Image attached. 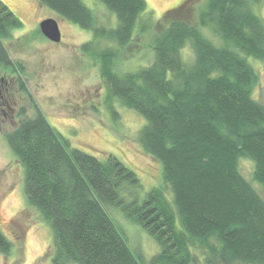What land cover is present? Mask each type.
<instances>
[{
    "label": "trees",
    "instance_id": "trees-1",
    "mask_svg": "<svg viewBox=\"0 0 264 264\" xmlns=\"http://www.w3.org/2000/svg\"><path fill=\"white\" fill-rule=\"evenodd\" d=\"M38 1L93 33L81 51L99 65L110 111L118 117V100L145 119L138 140L163 174L144 200H128L123 193L141 185L137 174L113 155L101 161L73 148L32 99L34 114L21 108L5 137L25 170L29 204L52 229V263L143 264L107 212L113 206L159 244L148 264H199L192 249L204 264H264V198L239 169L241 159L252 161V180L264 190V105L253 98L259 77L249 62L264 61L255 4L188 0L157 23L151 14L144 19L146 0H96L116 16V27H107L84 0ZM22 27L0 0V67L27 94L24 67L4 43ZM150 33L152 63L121 73V50ZM11 249L0 229V253Z\"/></svg>",
    "mask_w": 264,
    "mask_h": 264
},
{
    "label": "rangeland",
    "instance_id": "rangeland-1",
    "mask_svg": "<svg viewBox=\"0 0 264 264\" xmlns=\"http://www.w3.org/2000/svg\"><path fill=\"white\" fill-rule=\"evenodd\" d=\"M2 1L23 23V27L14 30L12 38L4 43L13 60L24 67L23 79L28 93L17 92L18 85H15L11 97L16 111L10 114L12 118L0 129V228L13 243L10 256L0 253V264H53L52 229L39 211L29 204L24 189L25 170L5 137L20 120L18 109L25 107L27 115L32 116L35 109L31 100L34 99L50 124L73 148L101 161L113 155L133 170L141 185L131 193H123L128 200L137 198L141 202L148 192L160 187L163 184L162 166L145 152L138 140L145 119L118 100L112 103L118 115L113 117L99 65L81 51L82 44L91 40L93 33L60 18L38 0ZM187 1L146 0L148 13L143 14L144 19L151 14L154 22L162 23L168 11ZM202 1L193 0V3L199 5ZM251 1L255 4L254 11L264 19V0H259V4ZM84 2L95 13L100 25L116 27V16L105 5L96 0ZM49 18L59 23L62 33L60 43L49 41L40 31V23ZM152 34H135L132 42L121 50L117 63L121 73L152 63ZM208 36L214 38L211 34ZM183 54L186 60L193 57L189 47ZM249 62L259 77L253 98L264 105V61L250 58ZM3 75L15 82L16 75L0 67V76ZM239 169L264 198L263 188L252 180L253 162L241 159ZM167 196L171 198V194ZM107 212L131 250L142 256L143 264H148L160 252L157 241L141 225L126 218L118 207L108 206ZM192 251L200 255L199 264H204V255L195 249Z\"/></svg>",
    "mask_w": 264,
    "mask_h": 264
},
{
    "label": "flooded vegetation",
    "instance_id": "flooded-vegetation-1",
    "mask_svg": "<svg viewBox=\"0 0 264 264\" xmlns=\"http://www.w3.org/2000/svg\"><path fill=\"white\" fill-rule=\"evenodd\" d=\"M16 84L18 85L16 76H15V82H12L9 78L7 79L5 75L0 76V129L3 127V124L7 123V121L12 118V115L10 116V114L11 113L13 114L14 111H16V109H14L15 104L12 103V97H11V94L12 95L14 94L13 90ZM18 91L19 88L17 92ZM17 113L18 115H20L19 114L20 109H18Z\"/></svg>",
    "mask_w": 264,
    "mask_h": 264
},
{
    "label": "water",
    "instance_id": "water-1",
    "mask_svg": "<svg viewBox=\"0 0 264 264\" xmlns=\"http://www.w3.org/2000/svg\"><path fill=\"white\" fill-rule=\"evenodd\" d=\"M40 31L45 38L53 43H60L62 40L59 23L53 18L43 20L40 23Z\"/></svg>",
    "mask_w": 264,
    "mask_h": 264
}]
</instances>
